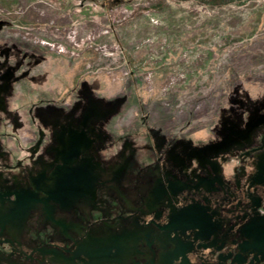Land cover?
Listing matches in <instances>:
<instances>
[{
  "label": "flooded vegetation",
  "instance_id": "1",
  "mask_svg": "<svg viewBox=\"0 0 264 264\" xmlns=\"http://www.w3.org/2000/svg\"><path fill=\"white\" fill-rule=\"evenodd\" d=\"M27 61H31L30 68L23 69ZM33 64L43 67L33 74ZM63 71L62 62L52 57L13 42L0 44V240L21 241L26 246L32 239L41 241L40 248L30 246L16 254L0 245V264H166V254H181L182 264H264V86L261 90L251 88L241 97L237 93V102L242 104L222 107L204 137L167 132L158 121H150L156 125L150 127L149 117L143 120L132 112L134 122L146 129L139 140L136 134L119 131L124 123L117 124L115 119L124 102L104 104L88 78L60 94L65 90ZM21 83L22 91L37 86L34 96L50 98L39 99L27 109L24 105V109L14 108ZM15 124L24 131L14 137L6 127ZM115 127L118 130L114 131ZM78 134L85 140L81 146L72 142ZM237 135L246 136L243 144ZM9 144H15L16 154ZM126 144H131L127 160ZM195 159L196 166H191ZM188 160L191 163L187 164ZM126 161L132 165L130 170L124 166ZM83 165L88 176L81 190L85 195L70 202L51 198L52 193L70 189L60 182L67 175L77 181ZM108 174L112 180L122 178L125 184L108 187L109 181L98 179ZM143 176L151 183L144 201L139 184ZM17 192L36 195V200L24 219L14 225L5 217L10 211H3L8 205L4 195ZM84 197L91 202L89 211H80L85 221H63V214L76 216L72 213ZM212 197L218 200L213 203ZM149 208L150 219L140 226L168 231L171 243L162 253L149 251L145 262L76 251L81 245L75 244L85 236L73 233L69 240L57 228L58 222L83 224L82 232L92 226L125 225L127 216H147ZM157 218L166 219L165 223ZM18 227L21 233H9ZM64 241L75 243L65 247ZM56 246L61 254L49 257L48 249ZM194 248L205 252L196 255L195 261L188 253ZM14 254L19 260L13 259Z\"/></svg>",
  "mask_w": 264,
  "mask_h": 264
},
{
  "label": "rangeland",
  "instance_id": "2",
  "mask_svg": "<svg viewBox=\"0 0 264 264\" xmlns=\"http://www.w3.org/2000/svg\"><path fill=\"white\" fill-rule=\"evenodd\" d=\"M7 42L62 62L65 90H60V94L75 88L80 81L87 82L88 78L91 88L99 86L95 93L104 104L124 102L121 115L115 119L117 124L124 123L118 127L121 132L136 134L139 140L145 137L142 130L146 129L134 122L136 117L132 112H137L143 120L149 117L150 127L155 125L150 121H158L167 132H192L196 137H204L224 106L228 89L239 88L243 83L253 84L251 78H245L251 72L257 79L259 73L264 74V0H0V44ZM30 62H25L23 69L30 68ZM31 66L33 74L43 67ZM19 86V95L13 101L16 109L28 108L21 99L38 102L50 98L34 96L37 86L32 88L30 85L29 94L22 91V83ZM58 98L54 97L55 100ZM18 126L15 124L6 129L15 137L20 130L24 131ZM136 130L139 132L135 133ZM245 137L237 135L236 139L243 144ZM72 142L81 146L85 140L78 134ZM14 145L9 144L8 148L16 154ZM129 145L124 146L128 148ZM129 149V154L124 156L126 160L130 157ZM196 164L195 159L191 166ZM125 165L132 166L130 161ZM86 169V165L81 166L77 181L68 179L67 175L60 183L70 189L52 193L51 198L70 202L85 195L81 190L88 183ZM98 179L109 181L107 186L112 189L125 184V181L121 183L123 179L120 177L112 180L110 174ZM139 184L143 187L144 201L149 194V177L143 176ZM128 196V193L124 196L125 201ZM4 197L8 205L3 211H10L5 217L14 225L24 219L36 200V195L31 193L17 192ZM37 200L41 201V198ZM217 200L212 197L213 203ZM90 203L87 197L82 198L72 213L77 217L66 213L62 220L85 221L80 211H89ZM147 203L153 207L149 199ZM137 212H141V208ZM146 213L148 215L144 217L127 216L125 225L92 226L85 232L80 230L83 224L58 222L57 228L69 240L73 233L85 236L75 244L81 245L76 251H96V254L121 258L124 262L133 259L145 262L149 251L151 254L157 250L162 253L171 243L168 231L140 226L150 219L151 208ZM165 220L157 218L161 224ZM11 232L18 234L22 229L18 227ZM32 240L33 243L26 246L21 241L2 238L0 245L11 248L16 254L28 251L30 246L40 248L41 241ZM62 243L67 247L75 242ZM56 247L48 249L51 250L47 254L49 257L61 254L62 250ZM188 253L195 261L196 255L205 252L194 248ZM15 254L13 259L19 260ZM164 261L166 264H182V256L166 254Z\"/></svg>",
  "mask_w": 264,
  "mask_h": 264
},
{
  "label": "trees",
  "instance_id": "3",
  "mask_svg": "<svg viewBox=\"0 0 264 264\" xmlns=\"http://www.w3.org/2000/svg\"><path fill=\"white\" fill-rule=\"evenodd\" d=\"M253 74H254L253 72L248 74V75H251V79L252 80L251 79L250 80L254 82L253 84L251 83V84L247 85L246 83H243L241 85V87L239 86V88L233 87V88H229L228 89L227 97L223 101L224 102V106L223 107L225 109L230 108V106H235V105H241L242 104V103H238L237 102V98H236V94L237 93L240 94L239 97H241V94H245V93L248 94L249 90L251 88H256V89H259V90L263 89V86H264V74L263 73H259L258 74V75H260L259 79L253 78L254 77ZM248 75L245 78H248ZM98 81H100V80H98ZM95 90L96 91L99 90V86L98 85H95ZM33 102H34V99L33 100L32 99H27V101L25 99H23V103H26L25 105H30Z\"/></svg>",
  "mask_w": 264,
  "mask_h": 264
}]
</instances>
